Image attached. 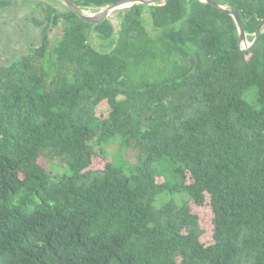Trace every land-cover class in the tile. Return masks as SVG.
Instances as JSON below:
<instances>
[{
    "label": "trees",
    "instance_id": "trees-1",
    "mask_svg": "<svg viewBox=\"0 0 264 264\" xmlns=\"http://www.w3.org/2000/svg\"><path fill=\"white\" fill-rule=\"evenodd\" d=\"M212 1L255 41L264 0ZM42 7L44 45L0 67V264H264V30L242 52L200 0Z\"/></svg>",
    "mask_w": 264,
    "mask_h": 264
},
{
    "label": "crops",
    "instance_id": "crops-1",
    "mask_svg": "<svg viewBox=\"0 0 264 264\" xmlns=\"http://www.w3.org/2000/svg\"><path fill=\"white\" fill-rule=\"evenodd\" d=\"M42 1L27 0L0 7V66L18 62L44 45L45 30L37 24L44 20ZM53 6L61 10L57 4Z\"/></svg>",
    "mask_w": 264,
    "mask_h": 264
},
{
    "label": "water",
    "instance_id": "water-1",
    "mask_svg": "<svg viewBox=\"0 0 264 264\" xmlns=\"http://www.w3.org/2000/svg\"><path fill=\"white\" fill-rule=\"evenodd\" d=\"M23 1H27V0H0V2H5V3H18ZM30 1H42V0H30ZM54 1L61 2L65 8H67L71 13L75 14L79 19H81L85 23L92 26H98L104 23L105 21H107L113 12L121 11L122 8H126L124 10H127L137 6L157 7L159 6L160 2L167 0H123L121 2L114 4V6L101 10L97 14H88L87 12L82 11L80 8L76 6V4H74L70 0H54ZM200 1L209 4V6L232 16L236 20L240 32V50L242 52H249L258 43L259 37L264 30V21L262 22L261 26L259 27L255 35V41L253 42V44H251V42L249 41V35L247 34L245 25L241 22L240 18L235 14L233 10L228 9L227 7L219 6V4L213 2L212 0H200ZM91 33L92 32H90V34ZM51 49L53 50L54 46H52Z\"/></svg>",
    "mask_w": 264,
    "mask_h": 264
},
{
    "label": "rangeland",
    "instance_id": "rangeland-1",
    "mask_svg": "<svg viewBox=\"0 0 264 264\" xmlns=\"http://www.w3.org/2000/svg\"><path fill=\"white\" fill-rule=\"evenodd\" d=\"M43 1H44V2L49 1L50 4H55V6H56V4H57V6L61 8V11H62V9L65 10L64 7L60 6V4H58V3H56V2H52V1H54V0H43ZM121 11H124V10H121ZM121 11H115V12H113V13L111 14L110 18H109V20L112 21L115 25H117L118 22H119V14L121 13ZM85 12H87L88 14H97V13H99L100 11H85ZM145 17H146V19H148V16H147V15H145ZM62 33H63V30H62V29H59V30L56 32V35L62 36ZM55 37H56V36L53 35V39H55ZM40 44H41V43H38L37 45L40 46ZM91 44H92L93 47L99 49L98 46L101 45L102 43H101L97 38H95V39L92 41ZM251 44H253V43H251ZM0 67H2V66H0ZM252 91H254V90L252 89L251 92H252ZM245 98H246V100H247L248 102H250L251 104H254V102H252L251 98H248L247 96H245ZM107 109H108V104H107L106 102L102 103V104L100 105V107L98 108V110H99L100 112H104V111H106ZM121 152H122L121 149H117V152H114V153H112V152H108V155H110L111 157H113V156L117 157V156H118L119 160L124 161V157H125V156H124V154H122ZM49 162H50V167H51V168H57V170L60 171V173H62V174H67V173H69V171L67 170V168H66L65 170H63V169L60 170V167H58V163L55 162V160H52V159L49 158ZM166 166H167V164H165V163L157 164V168H159V170L161 169V171H163V172H164V171H169V169H168ZM163 199H164V197H162V198L159 200V203H160V201L163 200ZM170 200H172V198H170L169 201H170ZM175 200H176V199H175ZM186 200H187L186 198H183L182 200H179V202H180V204H181L182 202H184V201H186ZM199 217H200V219H201V224H202L203 229H204L205 231H207V235L205 236L204 240H205L207 243H210V240H211V230H212V229H211L212 216H211V212H210V210H209L208 208H206V209L200 211V212H199Z\"/></svg>",
    "mask_w": 264,
    "mask_h": 264
},
{
    "label": "bare ground",
    "instance_id": "bare-ground-1",
    "mask_svg": "<svg viewBox=\"0 0 264 264\" xmlns=\"http://www.w3.org/2000/svg\"><path fill=\"white\" fill-rule=\"evenodd\" d=\"M124 9H126V8H122L121 10H124Z\"/></svg>",
    "mask_w": 264,
    "mask_h": 264
}]
</instances>
